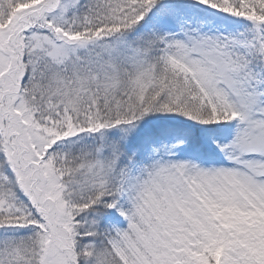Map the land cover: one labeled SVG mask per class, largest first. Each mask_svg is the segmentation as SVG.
<instances>
[{"label": "snow or ice", "instance_id": "obj_1", "mask_svg": "<svg viewBox=\"0 0 264 264\" xmlns=\"http://www.w3.org/2000/svg\"><path fill=\"white\" fill-rule=\"evenodd\" d=\"M0 264H264V0H0Z\"/></svg>", "mask_w": 264, "mask_h": 264}]
</instances>
